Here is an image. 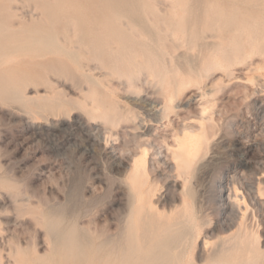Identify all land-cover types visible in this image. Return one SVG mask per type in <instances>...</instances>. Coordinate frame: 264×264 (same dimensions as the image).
<instances>
[{
	"label": "rangeland",
	"instance_id": "374dc122",
	"mask_svg": "<svg viewBox=\"0 0 264 264\" xmlns=\"http://www.w3.org/2000/svg\"><path fill=\"white\" fill-rule=\"evenodd\" d=\"M34 1L30 0L32 4L29 0H14L16 4L13 0L11 1L10 8L14 12L15 27L24 28L26 25H30L29 23L32 25V22L37 24L39 21L45 25L48 21L46 9L38 2L35 4ZM140 1L135 0V4L137 8L142 9L141 21L143 24L147 23L145 26L151 29L154 39H158L148 38L149 43H154L151 47L154 48L151 54L154 55L155 53V55H151L153 58L151 60V57L149 59L144 54L143 58L141 54L142 57L140 56L139 59L144 64L142 65L144 71L142 70L134 81L118 73L121 62L118 63L116 59L112 60V56L110 58L105 57L106 60L108 59L107 62L113 65L110 68H108L109 63H107L108 65H101L95 59H91L94 60L93 62L89 59L84 64L83 61L86 62L89 56L82 54L79 58L84 67L81 66L77 69L78 67L73 64L71 58L63 54L46 52L43 54L33 52L37 56H33L32 53L24 55L19 53L3 65L6 72H2L0 77L4 78L11 71L16 73L20 70L19 72L24 73L26 69L22 77L21 84L23 85L20 87L26 98L23 102L20 99L10 96L8 98L3 96V98L0 95V254H2V263L0 264H39L41 259V264L43 262V264L58 263L56 260L59 259L61 245L57 235L50 229V223H48L55 220L59 223V231L69 228L71 224L76 222L75 225L80 229L82 226L89 225L98 227L104 233L103 241L108 240L107 243H122L127 230V215L133 201L125 181L126 173L144 147L148 149L147 168L148 177H150L148 178L150 197L156 203L158 210L171 212L175 206H179L183 199V194H181L183 189L189 192L187 199L193 203L196 225L188 231L186 228L181 229L176 236L174 235L170 239L178 246V252L181 253L182 257L184 256V262L188 261L187 264L211 262L212 258L214 259L223 247L229 245L234 233L242 229L244 233L249 235L258 232V245L261 247H259V251H263L259 264H264V198H261L264 197V0ZM137 3L145 6H140ZM210 4L212 7L214 4L213 9ZM11 6L18 11V14ZM144 7L145 9H143ZM219 7H224V13L228 12L229 17L227 14H223L222 10L218 9ZM169 11L172 16L169 15ZM240 12L242 15L238 14ZM160 14L168 15V17L166 16L167 19L165 15ZM215 14L217 16L212 17ZM243 14H246V17ZM223 15H226V20L229 18L228 21H225V18L222 19ZM237 15L239 16L237 17ZM33 17L34 20H31ZM124 17L126 21L123 19ZM126 17L129 16H123V18L121 16L122 19L120 18L124 33L131 34L134 30L135 33L139 31L134 36L135 38L138 36L135 39L136 42L137 40L138 42L144 40L146 35L144 28L133 26L129 21L131 18ZM194 17L193 21L196 20L197 22L192 21ZM217 18L221 23L219 20V22H215ZM147 19L150 21L148 22ZM171 19L175 20V25ZM23 21H28V24L25 22V25L22 26ZM209 21L214 25H210ZM222 22L228 28L224 24L222 25ZM149 23H151V27ZM187 24L190 27L198 25L195 27L196 29L188 28V30L195 29L196 32L194 30L192 32L183 31V27ZM154 25H157L158 29ZM172 26L174 27L172 28ZM210 26L213 27V30ZM233 26L237 27L234 29ZM153 27L155 29L152 30ZM180 28L182 29L180 30ZM164 29L166 31H163ZM202 31L204 34H196ZM170 32L175 33L173 37H171ZM159 33L165 34L160 36L162 42L161 38L158 37ZM239 34L241 35L239 36ZM143 35L144 37H142ZM58 36H61V39L63 37L60 33L57 34ZM177 36H179L178 39ZM201 36L204 39L200 38ZM252 38L255 39L252 40ZM191 39L192 43L189 42ZM193 40L196 41V44ZM116 41L117 39L112 45H115L117 50L119 47L120 51H118L121 53L125 41ZM166 41L168 45H166ZM119 42L120 45H123L120 46ZM241 42L243 43L241 44ZM193 43L194 45H192ZM262 44L263 46H261ZM133 46L136 48L138 46L137 50L141 49L139 44L134 45L133 43ZM133 46L131 49H136L135 47L132 48ZM222 47H224L223 49L229 47L230 50L234 49L232 54L236 55L233 59L235 64L231 63L228 66V61L221 57ZM116 49L111 55L115 54L117 58L119 53ZM161 49L162 51L164 49L165 52H162ZM170 50H172V55ZM246 50H248L247 55ZM209 52H212V55ZM156 54L157 58H155ZM55 57L57 61L61 59L60 61H63L66 66H70V69L68 66L66 71L61 73L62 76L58 70L55 72L46 71L43 67L40 68V65L51 60L54 66L58 67V63L61 62H56ZM162 57L166 61L161 59ZM178 57L179 59H177ZM160 61L168 66L161 65L162 62ZM175 61L177 63H174ZM157 62L161 68L164 67L162 68L163 71L167 72L165 75L170 82L169 89L164 88L165 85L162 83V76L158 71L160 67ZM203 62H207L208 67L207 64L202 65ZM217 62L220 63L217 64ZM153 64L158 65V67ZM98 65L101 68L100 73L97 72ZM209 65L214 66L210 68ZM103 67L109 72L107 70L102 71ZM148 68H150L149 71L146 70L145 72V69ZM115 69L118 70L117 74H115ZM173 69L177 70L174 72ZM71 70L81 71H79V75L76 73L71 75ZM201 70L206 73L203 72L202 75ZM182 72L183 74H181ZM80 73L84 75L82 76ZM95 73L98 75L97 81L94 78L97 76ZM154 74L158 76L156 77ZM85 75L86 77H84ZM100 76H102V80H100ZM41 80L45 83L39 82ZM47 80H50L52 84L48 81V86L44 85L47 84ZM90 80L94 82H90L92 85L89 83ZM98 80H100L99 83ZM56 90H60L58 94L54 93ZM166 90L169 95L173 96L175 108H168V99L164 97ZM175 91H178L177 94ZM52 93L54 96L57 95V99L56 97L53 99ZM163 98L165 99L163 100ZM82 101L83 107L80 105ZM48 102L51 103V107ZM97 104H101L102 107ZM203 115L207 118L204 120L206 127L204 129L208 135L205 146L196 157L197 160H194V165H191L193 167H190V172L188 171L186 174L188 177L186 175L180 177L173 159V150L177 146V138L182 135L181 132L183 133L185 127L193 131L196 129L194 132H200ZM185 181L187 182L185 183ZM235 188L245 196L246 203L254 208V210H249L248 216L244 219L242 212L237 207L233 209V207L235 208L233 203ZM229 194L232 196L229 197ZM241 208L244 209V206L242 205ZM83 233L86 232L83 231ZM83 233L79 235L82 236ZM83 236H85L84 240L86 237L88 238L86 234ZM225 237H229V239ZM225 239L226 241H224ZM17 250H20L19 256ZM37 256L41 259L38 260ZM51 259L54 261H49ZM77 259L75 262L79 261L81 257H77ZM47 260L49 263L46 262Z\"/></svg>",
	"mask_w": 264,
	"mask_h": 264
},
{
	"label": "bare ground",
	"instance_id": "6f19581e",
	"mask_svg": "<svg viewBox=\"0 0 264 264\" xmlns=\"http://www.w3.org/2000/svg\"><path fill=\"white\" fill-rule=\"evenodd\" d=\"M12 0H0V74L2 72H6V68L3 67V65L5 63H7L9 60L12 59V57L16 56L17 54H26V53H32L33 56H37V54H34L33 52H39L41 54H43V52L45 53H54V54H63L69 58H71L73 60V64H75L79 69V67L83 66V63H87V60H91V59H95V61H99L101 63V65H108L107 60L105 57L110 58L112 60L116 59L118 61V63H120L121 65L119 66V72L117 69V67L115 69V74L121 73V76H126L128 79H132V81H134V79L137 77L138 78V74L144 69V67L142 65L143 62L140 61L139 57L145 54L149 57H151V53H153L154 48H151L152 45L154 43L151 44V42L149 43V39L148 38H152L153 37V33L151 31L150 28H148L147 26H145V24L142 23L141 21V15H142V9L140 10L139 8L136 7L135 4V0H35L34 2H36L35 4H37V2L39 3V5H42L45 9H46V16L48 17V21L45 23V25H43L42 23H37V24H33L29 23L30 25H26L24 28H19L15 27V22H14V12L11 10L10 8V3ZM140 1V0H139ZM144 1V0H143ZM150 1V0H149ZM181 1V0H180ZM14 2V0H13ZM16 2V1H15ZM14 2V3H15ZM30 2V0H29ZM33 2V1H31ZM30 2V3H31ZM142 2V1H140ZM139 2V3H140ZM186 2V1H185ZM206 2H209V0H206ZM211 2V1H210ZM192 3V2H191ZM202 3V1H201ZM215 3V2H212ZM236 3V2H235ZM238 3V2H237ZM16 4V3H15ZM32 4V3H31ZM34 4V5H35ZM138 4V3H137ZM220 4V3H219ZM140 5V4H138ZM143 4H141L140 6H142ZM152 5V4H151ZM208 5V4H206ZM211 5V4H210ZM217 5V4H216ZM221 5V4H220ZM223 5V4H222ZM13 6V5H12ZM11 6V7H12ZM37 6V5H36ZM145 6V5H143ZM205 6V5H204ZM209 6V5H208ZM262 6V5H261ZM41 7V6H39ZM38 7V8H39ZM207 7V6H206ZM212 7V5H211ZM214 7V4H213ZM212 7V9H213ZM218 7V6H217ZM217 7H215L217 9ZM13 8V7H12ZM141 8V7H140ZM226 8V7H225ZM245 8V6H244ZM145 9V7L143 8ZM207 9V8H206ZM209 9V8H208ZM219 10H222L223 14H227L224 13V7H219ZM14 10V8H13ZM40 10V9H39ZM147 10V9H146ZM145 10V11H146ZM204 10V9H203ZM224 10V11H223ZM227 10V9H226ZM232 11H234L233 9H230ZM16 11V10H14ZM44 11V10H43ZM155 11V10H154ZM157 11V10H156ZM207 11V10H206ZM204 11V12H206ZM236 12L238 11L237 9L235 10ZM241 11V10H240ZM18 11H16L17 13ZM144 12V10H143ZM149 12V11H148ZM147 12V13H148ZM170 12V11H169ZM210 12H211V8H210ZM215 12V11H213ZM235 12V15H236ZM146 13V12H145ZM144 13V14H145ZM152 13V12H151ZM158 13V12H157ZM159 13H164V12H159ZM203 13V12H202ZM220 13V12H219ZM233 13V12H231ZM231 13H229L230 15H232ZM245 13V12H244ZM18 14V13H17ZM153 14V13H152ZM168 14V12H167ZM213 14V13H212ZM241 14L242 13H238ZM16 15V14H15ZM146 15V14H145ZM163 15V14H160ZM165 18L166 16L168 17V15L164 14ZM163 15V16H164ZM171 15V12L170 14ZM196 15V14H195ZM206 16V13L204 14ZM222 15V14H220ZM219 15V16H220ZM251 15V14H250ZM123 18V16H129L131 19L129 20L133 26H141L142 28H144V32H145V38L144 40H140L141 42H136V38H138V36L135 38L134 36L137 35V33H139V31L137 33H135L134 31L131 34H127V32L124 33V29L122 27V24L120 22V18ZM149 16V15H148ZM151 16V14H150ZM159 16V14H158ZM172 16V15H171ZM188 16V15H187ZM193 16V15H192ZM198 16V15H197ZM210 16V15H209ZM212 16V15H211ZM210 16V17H211ZM217 15L215 14L212 17H216ZM224 16V17H223ZM222 19L225 18V21H228V19L226 20L227 17H225L226 15H223ZM227 16L229 17V15L227 14ZM234 16V15H233ZM239 15H237L238 17ZM243 16L246 17V14ZM16 17V16H15ZM18 17V16H17ZM126 17V18H129ZM154 17V16H153ZM157 17V16H156ZM170 17V16H169ZM174 17V16H173ZM203 17V16H202ZM232 17V16H230ZM242 17V16H241ZM243 17V18H245ZM39 18V17H37ZM42 18V17H41ZM44 18V17H43ZM121 18V19H122ZM150 18V17H149ZM162 18V17H161ZM176 18V17H175ZM173 18V19H175ZM178 18V17H177ZM235 17H233L234 19ZM240 18V17H239ZM17 19V18H15ZM34 20V17L31 18V20ZM125 20V17L123 18ZM146 19V18H145ZM167 19V18H166ZM171 19V20H173ZM188 19V18H185ZM191 19V18H190ZM189 19V21H190ZM195 19V17L192 19V21ZM198 19V18H197ZM205 19V17H204ZM221 19V18H220ZM221 19V20H222ZM232 19V18H231ZM39 20V19H38ZM42 20V19H41ZM46 20V18H45ZM153 20V19H152ZM163 20V19H162ZM181 20V19H179ZM208 20V19H207ZM214 20V18H213ZM212 20V22H213ZM219 19L217 18V21L215 20V22H219ZM223 20V21H224ZM235 20V19H234ZM237 20V19H236ZM252 20V19H250ZM126 21V20H125ZM148 21V19H147ZM150 21V20H149ZM148 21V22H149ZM175 20H173L174 23ZM177 21V20H176ZM196 21V20H195ZM193 21V22H195ZM206 21V20H205ZM230 21V20H229ZM233 21V20H232ZM238 21H240V19H238ZM241 21H243L241 19ZM264 21V20H263ZM24 22V21H23ZM26 22V21H25ZM25 22L22 26L25 25ZM28 22V21H27ZM26 22V23H27ZM36 22H38L36 20ZM124 22V21H123ZM162 22V21H161ZM180 22V21H179ZM197 22V21H196ZM204 22V21H203ZM202 22V23H203ZM212 22H208L210 25H212ZM235 22V21H234ZM35 23V22H34ZM126 23V22H125ZM129 23V22H128ZM171 23V22H170ZM172 23V24H173ZM182 23V22H181ZM185 23V21H184ZM183 23V24H184ZM189 24V22H187ZM191 23V21H190ZM207 23V22H205ZM221 23V21H220ZM229 23V22H228ZM233 23V22H232ZM28 24V23H27ZM130 24V23H129ZM150 27H151V23ZM171 24V25H172ZM176 23H174L175 25ZM179 24V23H178ZM182 24V25H183ZM188 24L186 26L182 28H180V30L182 29L183 31L188 30V28H195L198 27L197 26H188ZM224 24V26L226 28H228L226 26L225 23L222 22V25ZM236 24V23H235ZM242 24V23H241ZM248 24V23H247ZM250 24V23H249ZM248 24V25H249ZM203 25V24H201ZM207 25V24H206ZM205 25V26H206ZM214 25V24H213ZM229 26V24H227ZM233 25V24H232ZM231 25V26H232ZM238 25V24H237ZM240 25V24H239ZM238 25V26H239ZM126 26V25H124ZM153 26V24H152ZM155 27L157 25H154ZM178 26V25H177ZM208 26V25H207ZM241 26V25H240ZM127 27V26H126ZM155 27L152 28L155 29ZM174 26H172L173 28ZM215 27V26H214ZM218 27V24H217ZM224 27V28H225ZM234 27V26H233ZM237 27V26H236ZM234 27V29L236 28ZM244 27V26H243ZM248 27V26H247ZM253 27V25H252ZM251 27V28H252ZM131 28V27H130ZM140 28V27H139ZM157 28V27H156ZM161 28V27H160ZM163 28V27H162ZM211 28V26H210ZM213 28V27H212ZM211 28V29H212ZM224 28L222 29L224 31ZM246 28V27H245ZM123 29V30H122ZM128 29V28H127ZM141 29V28H140ZM158 29V28H157ZM167 29V28H166ZM196 29V28H195ZM195 29L192 30H188V31H195ZM215 29V28H214ZM248 29V28H246ZM259 29V28H258ZM129 30V29H128ZM127 30V31H128ZM171 30V29H169ZM168 30V32H169ZM205 30V28H204ZM213 30V29H212ZM233 30V29H232ZM239 30V29H238ZM251 30V29H250ZM262 31V29H260ZM126 31V29H125ZM156 31V30H154ZM162 31V30H161ZM163 31H166L165 29ZM176 31V28H175ZM206 31V30H205ZM222 31V32H223ZM228 31V30H227ZM253 31V30H252ZM251 31V32H252ZM60 33L63 37L61 39V36L57 37V34ZM143 32V31H142ZM157 32V31H156ZM156 32L154 33L156 35ZM204 31H202L201 33L197 32L196 34H202ZM208 32V31H207ZM210 32V31H209ZM216 32V31H215ZM231 32V30H230ZM235 32V31H234ZM244 32V31H243ZM57 33V34H56ZM182 33V32H181ZM190 34V32H188ZM213 33V32H212ZM226 33V32H225ZM232 33V32H231ZM248 33V32H247ZM246 33V34H247ZM259 33V32H258ZM262 33V32H261ZM160 34V33H159ZM162 34V33H161ZM160 35H158L159 38H161ZM170 34H172V32H170ZM170 34H168L170 36ZM175 33L173 32L172 36ZM204 34V33H203ZM209 34V33H208ZM218 34V33H217ZM221 34V33H220ZM238 34V33H237ZM242 34V32H241ZM239 34V36L241 35ZM139 35V34H138ZM144 35L142 37H144ZM165 35V34H162ZM178 35V33H177ZM188 37V34H186ZM234 35V34H232ZM231 35V37H232ZM260 35V34H259ZM262 35V34H261ZM141 36V35H139ZM182 36V35H181ZM191 36V35H190ZM196 36V35H195ZM194 36V37H195ZM206 36V35H205ZM204 36V37H205ZM208 36V35H207ZM226 35H224L225 37ZM256 36V35H255ZM254 36V37H255ZM163 37V36H162ZM179 36H177L178 39ZM186 37V40H187ZM197 37V36H196ZM213 37V36H212ZM238 36L236 35V38ZM247 37V36H246ZM258 37V36H257ZM157 38V37H155ZM165 38V36L163 37ZM167 38V37H166ZM199 39V37H197ZM200 38H203V36H201ZM226 38V37H225ZM240 38V37H239ZM117 39V41H121L124 40V48L123 51L120 53V49L118 47V50L116 49L115 45L113 46V42L114 40ZM154 39V37H153ZM158 39V38H157ZM154 39V40H157ZM184 39V36H183ZM190 39V38H189ZM197 39V40H198ZM204 39V38H203ZM238 39V38H237ZM255 38H252V40ZM63 40V41H61ZM149 40V41H148ZM164 40V39H163ZM167 40V39H165ZM170 40H172L170 38ZM169 40V41H170ZM196 40V38H195ZM232 40V39H231ZM235 40V39H234ZM241 40V39H240ZM245 40V39H244ZM244 40H242L244 42ZM250 40V41H252ZM260 40V39H259ZM116 41V42H117ZM168 41V40H167ZM167 41L165 43H167ZM173 41V40H172ZM171 41V42H172ZM199 41V40H198ZM230 41V40H229ZM257 41V40H256ZM63 42H65L63 44ZM161 42H162V38H161ZM160 42V43H161ZM174 42V41H173ZM186 42V41H185ZM192 43V39L191 41H189ZM193 42L195 43L196 41L193 40ZM200 42V41H199ZM197 42V44L199 43ZM204 42V41H203ZM206 42V41H205ZM204 42V43H205ZM215 42V41H214ZM241 42V44L243 43ZM136 44H139V46H141V49H138L135 46H133ZM136 43V44H135ZM175 43V42H174ZM180 43V40H179ZM194 43L192 45H194ZM202 43V42H201ZM208 43V42H206ZM239 43V42H236ZM235 43V44H236ZM116 44V43H115ZM163 44V43H162ZM182 44V43H181ZM184 44V43H183ZM196 44V43H195ZM213 44V42H212ZM216 44V42H215ZM255 44V43H253ZM257 44V43H256ZM33 45H35L36 47H34ZM120 45V42H119ZM120 45V46H122ZM164 45V44H163ZM168 45V43L166 44ZM170 45V44H169ZM177 45V44H176ZM199 45V44H198ZM203 45V44H202ZM205 45V44H204ZM210 45V44H208ZM218 45V44H217ZM258 45V44H257ZM131 46H133L132 48H136V49H131ZM171 46V45H170ZM201 46V45H200ZM198 46V47H200ZM214 46V45H213ZM231 46V45H230ZM260 46V45H259ZM263 46V44L261 45ZM157 47V46H156ZM155 47V48H156ZM194 47V46H193ZM192 47V48H193ZM211 47V46H210ZM217 47V46H216ZM256 48V46H254ZM122 48V47H120ZM179 48V47H178ZM205 48V46H204ZM224 47H222L223 49ZM230 48V47H229ZM229 48H225L223 49L222 55L221 57L225 60L228 61V66L231 65V63L235 64L236 62L233 61V59L236 57V55L232 54V50H234L232 48V50H230ZM252 48V47H250ZM73 49H77V50H73ZM114 49H116L119 53V56H117V58L114 57L113 55H111L114 51ZM125 49V51H124ZM153 49V50H152ZM157 49V48H156ZM202 50V47L200 48ZM213 49V48H212ZM220 49V48H219ZM221 49V50H222ZM237 49V48H236ZM259 49V48H258ZM159 50V49H158ZM173 50V49H172ZM172 50H170L169 52H171L170 54L172 55ZM209 50V48H208ZM249 50V49H248ZM248 50H246V55L248 54ZM162 51V49H161ZM160 51V52H161ZM164 51V49H163ZM162 51V52H163ZM167 51V50H166ZM174 51V50H173ZM199 51V50H198ZM197 51V52H198ZM254 51V50H253ZM116 52V51H115ZM158 52V51H157ZM158 52V53H160ZM161 52V53H162ZM165 52V51H164ZM196 52V53H197ZM214 52V49H213ZM236 52V51H235ZM105 53V54H104ZM188 53V52H187ZM250 53V52H249ZM88 55L89 57H87L86 62L83 61V63L81 62V59L79 58V56L81 55ZM107 54V55H106ZM169 54V53H168ZM167 54V55H168ZM192 54V53H191ZM209 54L212 55V52ZM29 55V54H28ZM105 55V56H104ZM155 55V53H154ZM153 55V56H154ZM186 55V54H185ZM250 55V54H249ZM41 56V55H40ZM38 56V57H40ZM44 56H46L44 54ZM43 56V57H44ZM51 56V55H50ZM53 56V55H52ZM57 56V55H55ZM141 56V57H142ZM164 56V55H161ZM166 56V53H165ZM200 56V55H199ZM209 56V55H208ZM217 56V55H215ZM174 57V56H173ZM177 57V56H176ZM186 57V56H185ZM211 57V56H210ZM209 57V58H210ZM31 58V57H30ZM42 59V57H40ZM56 58V57H55ZM54 58V59H55ZM62 58V57H59ZM83 58V57H82ZM144 58V56H143ZM142 58V59H143ZM146 58V56H145ZM152 58V57H151ZM157 58V54L156 57ZM154 58V60H155ZM164 57H162L161 59H163ZM193 58V57H192ZM216 58V57H214ZM213 58V59H214ZM65 59V58H64ZM109 59V60H111ZM148 59V58H147ZM146 59V60H147ZM179 59V57L177 58ZM240 59V56H239ZM37 60V59H36ZM51 60V59H50ZM61 60V59H60ZM56 58V62L60 61ZM153 60V58L151 59ZM150 60V61H151ZM158 60H159V56H158ZM164 61H166L165 59H163ZM192 60V59H191ZM242 60V59H241ZM94 60H91V62H93ZM169 61V59H168ZM174 61V60H173ZM190 61V60H189ZM194 61V60H192ZM191 61V62H192ZM25 62V61H24ZM32 62V61H31ZM61 63H58L59 66H54L53 61H49L46 63H43L42 65H40V68L43 67L46 71L50 70V71H55L58 70V72L64 73L66 71V64H64L63 61H60ZM70 62V60H69ZM116 62V61H114ZM162 62V61H160ZM211 62H213L211 60ZM242 62V61H241ZM26 63V62H25ZM36 63V62H35ZM42 63V62H41ZM55 63V62H54ZM117 63V62H116ZM155 63V62H154ZM159 62H157L158 64ZM174 63H177L176 61ZM220 62H217V64H219ZM238 63V61H237ZM28 64V63H27ZM26 64V65H27ZM32 64V63H31ZM91 64V63H89ZM112 63H109V67L113 65H110ZM115 64V63H114ZM156 64V65H157ZM161 65L163 64L160 63ZM169 64V63H168ZM186 64V63H185ZM207 62H203L202 65H206ZM216 64V63H215ZM227 64V63H226ZM147 65V64H145ZM155 66V64H153ZM152 65V66H153ZM159 65V64H158ZM155 66V67H158ZM163 65H167V64H163ZM170 65V64H169ZM175 65V64H174ZM177 65V64H176ZM175 65V66H176ZM239 65V64H238ZM12 66V65H11ZM36 66V65H35ZM74 66V65H73ZM92 66V65H91ZM100 65H98L99 68ZM168 66V65H167ZM179 66V65H178ZM208 67V64L206 65ZM210 66V65H209ZM214 66V65H213ZM213 66H210L213 67ZM240 66V65H239ZM17 67V66H16ZM20 67V66H19ZM75 67V66H74ZM84 67V66H83ZM143 67V69H142ZM148 67V66H146ZM160 67V65H159ZM180 67V66H179ZM189 67V65H188ZM187 67V68H188ZM191 67V66H190ZM226 68H228L227 66H225ZM38 68V67H37ZM151 68V66H150ZM145 69L149 71V69ZM164 68V67H162ZM161 67L158 68L159 74L162 76L161 80L162 83H164L165 85V89H169V84L170 82L168 81L167 76L165 75V73H167L166 71L164 72L163 69ZM176 68V67H175ZM193 68V66H192ZM195 68V66H194ZM209 68V69H210ZM235 68V67H234ZM70 69V66H69ZM68 69V70H69ZM75 69V68H74ZM100 69V70H99ZM97 72L101 71V68H99ZM114 69V68H112ZM196 69V68H195ZM194 69V70H195ZM10 70V69H9ZM26 70V69H25ZM25 70L24 73L23 72H7L8 76L6 75V78L4 77H0V95L3 97L5 96V98L7 97H12L15 99H20L21 101L24 102L26 96H24V93L21 92V84L22 83V77L25 74ZM32 70V69H31ZM87 70V69H86ZM85 70V71H86ZM90 70V69H89ZM103 70H107L104 69V67L102 68ZM154 70V69H152ZM168 70V68H167ZM171 70V69H169ZM174 70V69H173ZM177 70V69H176ZM174 70V72L176 71ZM182 70V67H181ZM211 70V69H210ZM213 70V69H212ZM35 71V69H34ZM76 70H71L72 74L69 72V74L73 75V73L78 74L79 75V70L78 72H75ZM108 71V70H107ZM144 71V70H143ZM155 71V70H154ZM197 71V70H196ZM207 71V68H206ZM230 71V70H228ZM89 73V71H87ZM86 72V74H87ZM94 72V71H93ZM109 72V71H108ZM153 72V71H152ZM172 72V71H171ZM173 72V73H174ZM190 72V71H189ZM195 72V71H194ZM202 72V70H201ZM204 72V70H203ZM203 72L201 73L203 75ZM11 73V74H10ZM44 73V72H43ZM85 73V72H84ZM100 73V72H99ZM106 73V72H104ZM114 73V71H113ZM155 74L156 71L154 72ZM172 73V74H173ZM206 73V72H204ZM27 74V73H26ZM31 74V73H29ZM82 76L84 75L83 73ZM91 74V73H90ZM88 74V75H90ZM114 74V75H115ZM154 74V75H155ZM171 74V73H170ZM183 74V72L181 73ZM192 74V73H190ZM200 74V73H198ZM210 74V73H209ZM4 75V76H5ZM68 75V74H67ZM87 75V76H88ZM95 75H97L95 73ZM101 75V74H100ZM103 75V74H102ZM120 75V74H118ZM169 75V74H167ZM27 76V75H26ZM29 76V75H28ZM38 76V75H37ZM43 75H41L42 77ZM46 76V75H45ZM57 76V75H56ZM62 76V75H61ZM76 76V75H75ZM94 77V75H91ZM156 77L158 75H155ZM160 76V77H161ZM170 76V75H169ZM172 76V75H171ZM170 76V77H171ZM174 76V75H173ZM206 76V75H205ZM33 77V75H32ZM31 77V78H32ZM44 77V76H43ZM70 77V76H68ZM73 77V76H72ZM86 77V75L84 76ZM83 77V78H84ZM98 77L95 76L94 78ZM201 77V76H200ZM203 77V76H202ZM201 77V78H202ZM27 80V77H25ZM24 78V79H25ZM29 78V77H28ZM78 78H80L78 76ZM81 78V80L83 79ZM89 78V77H88ZM100 80H102V76L99 77ZM121 78V77H120ZM119 78V79H120ZM123 78V77H122ZM35 79V78H33ZM46 79H48V77L46 76ZM87 79V78H86ZM91 79V78H89ZM98 78H96L95 80L97 81ZM40 80V79H38ZM43 80H45L43 78ZM84 80V79H83ZM98 80V83L99 81ZM118 80V79H117ZM122 80V79H121ZM160 80V81H161ZM30 81V80H29ZM32 81V79H31ZM35 81V80H34ZM46 81V80H45ZM48 81L47 80V85L48 86ZM86 83L87 81L84 80ZM95 81V84H96ZM131 81V82H132ZM24 82V80H23ZM39 82H43L42 80ZM51 82V81H50ZM93 82L92 80L89 81ZM27 83V82H26ZM45 83V82H43ZM94 83V82H93ZM133 83V82H132ZM42 84V83H41ZM52 84V82L50 83ZM49 84V85H50ZM81 84V83H80ZM91 84V83H90ZM130 85V83H128ZM159 84V83H157ZM88 85V84H86ZM92 85V84H91ZM137 85V84H136ZM162 86V84H160ZM189 85V84H188ZM46 86V87H47ZM25 87V86H24ZM82 87V86H81ZM98 88V86H95ZM105 87V86H104ZM187 87V86H186ZM89 88V87H88ZM100 88V87H99ZM134 88V87H133ZM136 88V87H135ZM163 89V87H162ZM161 89V90H162ZM23 90V88H22ZM25 91V90H24ZM60 91V90H59ZM59 91H55L54 93H59ZM98 91V90H97ZM109 91V90H108ZM138 91V90H137ZM95 92V91H94ZM140 92V91H139ZM178 92V91H177ZM177 92L175 91V94H177ZM61 93V92H60ZM63 93V92H62ZM61 93V94H62ZM162 93V92H161ZM165 93V92H164ZM53 94V93H52ZM51 94V95H52ZM101 94V93H100ZM174 94V95H175ZM56 95V94H55ZM86 95V94H85ZM179 95V94H178ZM45 96V95H44ZM49 96V95H48ZM53 99H55L54 94L52 95ZM63 96V95H61ZM65 96V95H64ZM164 97L166 99H168L169 102V106L168 108H175L173 103H174V98L173 96L169 95L167 90L166 93L164 95ZM4 98V97H3ZM163 98V100L165 99ZM177 98V97H176ZM34 99V98H32ZM44 99V98H42ZM41 99V100H42ZM50 99H52L50 97ZM49 99V100H50ZM57 99V97H56ZM59 100L61 98H58ZM86 99V98H85ZM88 99V98H87ZM91 99V98H90ZM89 99V100H90ZM10 100V99H9ZM19 100V101H20ZM48 100V99H46ZM58 100V103H59ZM62 100V99H61ZM66 100V99H65ZM7 101V100H6ZM12 101V100H11ZM29 101V100H28ZM33 101V100H32ZM51 101V100H50ZM93 101V100H92ZM38 102V101H37ZM45 103H47L44 100ZM70 102V101H69ZM81 102V101H79ZM78 102V103H79ZM85 102V101H84ZM99 102V101H98ZM162 102V99H161ZM31 103V102H30ZM57 105V102H55ZM61 103V102H60ZM71 104H73L72 102H70ZM92 103V102H91ZM112 103V102H111ZM51 104V103H50ZM48 102V105L51 107L52 105H50ZM54 104V103H53ZM82 103H80V105L82 106ZM86 104V103H85ZM114 104V103H113ZM165 104V103H164ZM40 105V104H39ZM43 105V104H42ZM75 105V104H74ZM98 105V104H97ZM96 105V106H97ZM101 105V104H100ZM99 107H102V105ZM176 105V104H175ZM44 106V105H43ZM61 106V104H60ZM80 106V107H81ZM84 106V105H83ZM82 106V107H83ZM95 106V107H96ZM97 106V107H98ZM40 107V106H39ZM42 107V106H41ZM47 107V106H46ZM68 107V106H67ZM78 107V106H77ZM58 108V107H57ZM88 108V107H87ZM50 109V108H49ZM48 109V110H49ZM53 109V107H52ZM55 109V108H54ZM82 109V108H81ZM84 109V108H83ZM108 109V108H107ZM113 109V108H112ZM167 109V108H166ZM46 110V109H45ZM169 110V109H168ZM167 110V111H168ZM205 110V109H204ZM89 111V110H88ZM111 111V110H110ZM55 112V111H54ZM91 112V111H90ZM89 112V113H90ZM121 112V111H120ZM164 112V111H163ZM170 112V111H169ZM119 113V112H118ZM171 113V112H170ZM55 114V113H54ZM111 114V113H110ZM91 115V114H90ZM113 115V114H112ZM115 115V113H114ZM113 115V116H114ZM119 115V114H118ZM122 115V114H121ZM111 116V118L114 119V117ZM90 117V116H89ZM98 117V116H97ZM108 118V115L106 116ZM117 116L115 115V118ZM91 118V117H90ZM131 119V118H130ZM201 131L200 132H194L191 129H188L185 127V129H183V133L181 132V136H179L177 138V146L176 148L173 150V159L175 161V166L177 168V171L181 176H185L190 169L191 165H194L193 162H195L194 160L196 159V157L198 156V154L203 150L205 143H206V132L204 129V120L207 118H205V116L203 115L201 118ZM108 120V119H107ZM106 120V121H107ZM112 122V121H111ZM116 122V121H115ZM109 123V122H108ZM116 125V124H115ZM188 127V126H187ZM206 128V127H205ZM130 132V131H129ZM179 134V133H178ZM90 136V135H89ZM92 139V138H91ZM90 140V139H89ZM208 143V141H207ZM172 153V152H171ZM147 155H148V149L146 147H144V149L142 150V152H140V155L138 157H136L133 162H132V166L129 169V171L126 173V183L128 185V189H130L129 191L131 192L132 196V204L130 206V210L129 213L127 215V227H126V235L123 239L122 243H117V242H113L114 244H112V242L107 243L108 240L103 241L102 236H103V231L101 232L100 229H98V227H92L91 225L89 226H82L81 229L83 231H85L86 233H83V231L81 232L80 227H77L75 225L76 222H74V224H71V226L67 229H63L59 231L58 227H59V223L57 220L55 221H50L48 223H50V229L52 230V232H54L57 235V238L59 239L60 245H61V252L59 254V259L58 261L56 260V262L54 264H184L185 262L183 261V257L181 255V253L178 252V246L176 244H174L173 241H170V239L172 238V236H176L181 229L186 228L187 231L190 230V228L192 229L193 226L196 225V215L193 209V203L189 201V199H187V194L189 192H187L186 189H183V199L181 204L178 206H175L174 209H172L171 212H160L158 210V208L156 207V203L151 199L150 197V186H149V179L150 177H148L149 175V171L147 168ZM197 160V159H196ZM174 166V167H175ZM193 167V166H192ZM191 167V168H192ZM190 172V171H189ZM187 176V175H186ZM188 177V176H187ZM152 181V180H151ZM155 182V181H154ZM153 182V183H154ZM187 181H185L186 183ZM153 185V184H152ZM186 190V191H185ZM262 190V189H261ZM263 194V193H261ZM232 194H229V197H231ZM181 197V196H180ZM233 198H234V204H235V208L233 207V209H239L240 212H242L243 214V219L248 216L249 210L252 209L254 210L253 207H251V205H249L248 203H246V198L245 196L240 193V191H238V189L235 188L234 193H233ZM260 198V197H259ZM264 198V197H261ZM131 203V202H130ZM158 203V202H157ZM159 204V203H158ZM157 204V205H158ZM244 206V209L241 208V206ZM29 207V206H28ZM161 209V208H160ZM163 209V208H162ZM165 210V208L163 209ZM248 218V217H247ZM57 219V218H56ZM42 220V219H41ZM53 220V219H51ZM73 223V222H72ZM241 224V223H240ZM70 225V224H69ZM49 226V225H48ZM239 227V226H238ZM242 227V226H241ZM245 228V226H244ZM247 228V227H246ZM49 229V228H48ZM80 233H83L82 236L84 234H86V236H88V238L86 237V239L84 240L83 238L85 236H81L79 235V230ZM185 231V230H183ZM236 231V230H235ZM247 231V230H246ZM192 232V231H191ZM257 232V231H255ZM183 233V232H182ZM186 233V232H185ZM251 233V232H250ZM258 233V232H257ZM257 233L252 235H249L247 233H244L242 229L238 230L236 233H234V236L231 237V241L229 242V245L226 246L225 248L223 247L222 251L213 259L212 261H208L209 264H259L260 262V258L263 255V251H259V247L260 245H258V235ZM183 236V235H182ZM190 236V235H189ZM82 237V238H81ZM184 237V236H183ZM181 238V237H180ZM179 238V239H180ZM188 238V237H187ZM226 238V237H225ZM114 239V238H113ZM178 239V237H177ZM223 239V238H222ZM226 239H229L226 238ZM226 239L224 241H226ZM111 241V239H110ZM185 241V240H184ZM222 241V240H221ZM58 242V241H57ZM206 243V242H205ZM221 243V242H220ZM227 243V242H226ZM11 244V243H10ZM207 244V243H206ZM223 244V243H222ZM226 245V244H225ZM17 246V245H16ZM19 246V245H18ZM185 246V245H184ZM224 246V245H223ZM13 247V245H12ZM180 247V246H179ZM261 248V247H260ZM14 250V247L12 248ZM18 249V247H17ZM21 249V248H20ZM60 249V248H59ZM180 250V248H179ZM20 251V250H19ZM19 251L17 250V255L19 253ZM26 251V250H25ZM24 252V251H23ZM58 253V252H57ZM26 254V253H25ZM217 254V253H216ZM1 255L0 254V263H2L1 260ZM13 255V254H12ZM15 255V254H14ZM38 255V254H37ZM19 256V255H18ZM41 256V255H40ZM15 257H17L15 255ZM14 257V258H15ZM25 257V256H24ZM38 257V256H37ZM58 257V256H57ZM77 257H81V259H79V261L75 260L77 259ZM18 258V257H17ZM38 260H40L41 258L38 257ZM25 260V259H24ZM54 261V259H51L49 261ZM78 260V259H77ZM42 261V259H41ZM41 261L39 262V264H41ZM190 261V260H189ZM23 262V261H22ZM48 262V260L46 261ZM188 262V261H187ZM186 262V264H187ZM24 263V262H23ZM35 263V262H34ZM44 263V262H43ZM42 263V264H43ZM49 263V262H48ZM207 263V264H208ZM191 264V263H190ZM194 264V263H193ZM263 264V263H262Z\"/></svg>",
	"mask_w": 264,
	"mask_h": 264
}]
</instances>
